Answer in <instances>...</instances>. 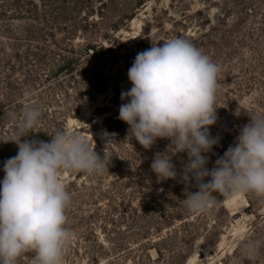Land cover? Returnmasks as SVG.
I'll list each match as a JSON object with an SVG mask.
<instances>
[{
	"label": "rangeland",
	"instance_id": "obj_1",
	"mask_svg": "<svg viewBox=\"0 0 264 264\" xmlns=\"http://www.w3.org/2000/svg\"><path fill=\"white\" fill-rule=\"evenodd\" d=\"M174 37L221 68L210 126L219 142L204 154L210 170L251 117L264 114V0H0V180L18 152L8 141L12 116L26 105L42 115L21 142L77 133L109 160L102 174L62 175L74 233L64 264H264V198L215 194L208 214L190 212L186 193L198 188L182 179L187 153L167 138L144 149L118 119L137 53ZM117 123L120 133L108 128ZM157 153L170 156L175 179L151 170ZM245 243L255 244L254 255ZM17 264H35L34 252Z\"/></svg>",
	"mask_w": 264,
	"mask_h": 264
},
{
	"label": "clouds",
	"instance_id": "obj_2",
	"mask_svg": "<svg viewBox=\"0 0 264 264\" xmlns=\"http://www.w3.org/2000/svg\"><path fill=\"white\" fill-rule=\"evenodd\" d=\"M220 66L191 41L174 37L162 44L152 43L138 52L128 69L131 88L122 91L118 119L144 149L167 138L176 152H186L182 179L195 180V192H187L185 205L195 214H208L216 195L254 194L264 198V114L251 117L212 169L205 165L219 137L210 135L217 122V92ZM42 111L26 105L22 115L12 119L16 133L8 141L18 146L15 156L4 161L0 180V264H17L25 252L35 254V264H64L73 238L67 210L72 196L65 172L87 175L108 171V162L90 141L77 133L58 131L50 142L24 140L36 125ZM238 115V113H237ZM114 135V134H113ZM107 144L113 140L105 133ZM7 142V141H6ZM158 180L175 179L177 170L169 155L157 153L150 165ZM210 177L205 182L204 178ZM247 255L257 251L245 243Z\"/></svg>",
	"mask_w": 264,
	"mask_h": 264
},
{
	"label": "trees",
	"instance_id": "obj_3",
	"mask_svg": "<svg viewBox=\"0 0 264 264\" xmlns=\"http://www.w3.org/2000/svg\"><path fill=\"white\" fill-rule=\"evenodd\" d=\"M67 68V67H66ZM106 85L107 84H105L103 87H101V88H96V90L97 91H100V90H104L105 89V87H106ZM108 128L110 129V130H114V131H117V132H121L122 131V128L120 127V123H117L116 124V126H108ZM99 155H101V156H103L102 158H103V160L105 161V157H104V153H102V150H101V152H100V154ZM79 174H84V173H77L76 175H79Z\"/></svg>",
	"mask_w": 264,
	"mask_h": 264
}]
</instances>
